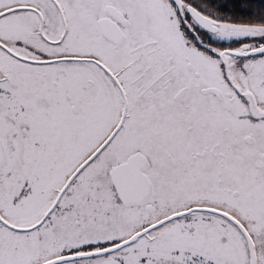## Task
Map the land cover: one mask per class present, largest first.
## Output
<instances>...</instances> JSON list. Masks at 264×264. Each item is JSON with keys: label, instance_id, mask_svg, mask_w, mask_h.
<instances>
[{"label": "snow or ice", "instance_id": "snow-or-ice-1", "mask_svg": "<svg viewBox=\"0 0 264 264\" xmlns=\"http://www.w3.org/2000/svg\"><path fill=\"white\" fill-rule=\"evenodd\" d=\"M0 264H264V0H0Z\"/></svg>", "mask_w": 264, "mask_h": 264}]
</instances>
